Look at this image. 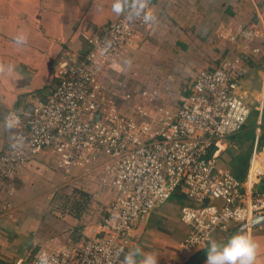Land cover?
<instances>
[{"label": "built area", "instance_id": "built-area-1", "mask_svg": "<svg viewBox=\"0 0 264 264\" xmlns=\"http://www.w3.org/2000/svg\"><path fill=\"white\" fill-rule=\"evenodd\" d=\"M144 14L152 15L148 7L140 16L126 10L99 32L86 35L82 54L59 60L54 84L42 101L30 110L9 109L3 117L15 131L0 153V196L6 181L41 151L55 156L64 172L78 170L98 178L114 193L94 234L76 247L40 246L31 264H38L42 253L49 264H117L136 222L176 190L192 201L180 209L189 232L177 245L179 255L206 247L213 232L226 230L230 223H249L264 214L259 128L242 179L217 165L215 148L210 152L242 130L252 109L261 123L263 99L252 105L240 88L245 63L260 52L263 32L258 21L238 25L228 34L237 53L198 70L174 110L157 105L150 112L136 104L132 113H124L100 76L132 44L136 28L147 24ZM141 95L150 102L155 99V91L143 90Z\"/></svg>", "mask_w": 264, "mask_h": 264}, {"label": "crops", "instance_id": "crops-1", "mask_svg": "<svg viewBox=\"0 0 264 264\" xmlns=\"http://www.w3.org/2000/svg\"><path fill=\"white\" fill-rule=\"evenodd\" d=\"M112 4L113 0H0V153L15 131L4 123L6 111L30 110L45 98L59 60L82 54L85 36L119 16ZM147 7L153 19L136 28L132 44L100 76L121 112L132 113L136 104L150 112L157 105L174 110L198 70L237 53L227 36L252 21H258L263 38L260 52L245 63L240 88L252 105L264 101V0H148ZM18 36L26 43L17 44ZM143 90L155 91V99L148 101ZM124 93L130 97L123 98ZM255 131L249 140L240 132L219 141L214 146L216 154L223 152L219 167L228 169L243 145L253 142ZM80 172H64L55 156L41 151L6 181L0 196V264H31L40 246L76 247L98 230L114 193L98 178ZM186 204L192 201L176 190L137 221L117 264L137 245L145 253H155L157 264H206L208 245L188 255L177 253L189 232L180 219ZM236 227L230 223L226 230L214 231L212 239L226 241ZM246 230L261 245L255 264H264V224Z\"/></svg>", "mask_w": 264, "mask_h": 264}, {"label": "clouds", "instance_id": "clouds-1", "mask_svg": "<svg viewBox=\"0 0 264 264\" xmlns=\"http://www.w3.org/2000/svg\"><path fill=\"white\" fill-rule=\"evenodd\" d=\"M147 2L148 0H113L112 11L120 15L128 10L132 16H140L147 7ZM143 19L149 21L153 17L150 14H144ZM16 43H26V38L18 36ZM0 70H3V65H0ZM15 122L19 123V116L15 117ZM246 228V225H242L240 230L226 241L210 240L207 247L206 264H255L261 245ZM38 264H49L46 253L41 254ZM122 264H157V255L152 252L145 253L137 245L124 254Z\"/></svg>", "mask_w": 264, "mask_h": 264}, {"label": "trees", "instance_id": "trees-1", "mask_svg": "<svg viewBox=\"0 0 264 264\" xmlns=\"http://www.w3.org/2000/svg\"><path fill=\"white\" fill-rule=\"evenodd\" d=\"M93 34V33H92ZM90 35V34H89ZM185 94V93H184ZM264 115V114H263ZM255 119H256V111L254 109L251 110V113L250 115L248 116V119L246 120L243 128L241 131L238 132V134L240 132H243L245 133V137H247V139H252V131L259 127L261 128V132H262V136L260 135L259 136V140L262 142H264V121L263 123H261V125H257L256 122H255ZM262 126V127H261ZM237 134V133H236ZM235 135V134H234ZM252 142V141H251ZM245 143V142H244ZM259 144V142H258ZM243 146H245V148L243 150H241L240 152H237L236 153V156H233L234 157V160L232 159L231 160V164L229 166H227V168L231 171L232 174H234L237 178L239 179H242L245 175V172H246V168H247V160L248 158H244L242 155H241V152H244V150L246 148H248L249 146L247 144H244ZM248 146V147H246ZM215 148V147H212L210 149V152L211 150ZM244 155V154H243ZM241 157L239 159H237L238 157ZM249 157V156H248ZM223 158V152H219L217 155H216V162H217V165L218 166H222V164H220L221 161Z\"/></svg>", "mask_w": 264, "mask_h": 264}, {"label": "water", "instance_id": "water-1", "mask_svg": "<svg viewBox=\"0 0 264 264\" xmlns=\"http://www.w3.org/2000/svg\"><path fill=\"white\" fill-rule=\"evenodd\" d=\"M264 224V214H260V215H256L255 217H253L249 223H240L239 225H237L234 234H236L242 225H246L247 228H251L253 226H259V225H263ZM232 236V235H231Z\"/></svg>", "mask_w": 264, "mask_h": 264}, {"label": "rangeland", "instance_id": "rangeland-1", "mask_svg": "<svg viewBox=\"0 0 264 264\" xmlns=\"http://www.w3.org/2000/svg\"><path fill=\"white\" fill-rule=\"evenodd\" d=\"M263 114H264V112H263ZM257 120H258V116L256 115L255 122H256ZM263 121H264V115L262 116L261 123H263ZM261 123L258 124V123L256 122L257 125H261ZM261 127H262V126H261ZM258 128H259V127H258ZM259 130H260V134H259V136H260V135L262 136L261 128H259ZM252 133H253V131H252ZM263 135H264V134H263ZM253 138H254V136H253ZM262 145H264V142H262V140H261V141L259 140V147H261ZM250 149H251V142H250L249 147L246 148V149L244 150V152H241V155H242L244 158H248V156H249V152H250ZM243 154H244V155H243Z\"/></svg>", "mask_w": 264, "mask_h": 264}]
</instances>
